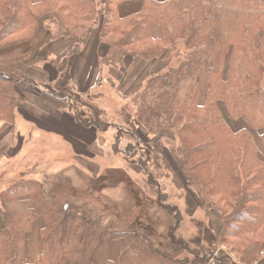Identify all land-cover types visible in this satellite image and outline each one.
Wrapping results in <instances>:
<instances>
[{
	"label": "trees",
	"instance_id": "obj_1",
	"mask_svg": "<svg viewBox=\"0 0 264 264\" xmlns=\"http://www.w3.org/2000/svg\"><path fill=\"white\" fill-rule=\"evenodd\" d=\"M134 1L0 0V125H7L0 155L14 134L17 105L25 95L68 103L21 74L19 65L50 41L69 39L79 49L102 21L103 43L161 65L132 93L134 125L159 138L176 156L187 189L223 220L220 244L231 251L193 250L178 238L181 212L166 203L151 176L156 214L165 210L175 224L162 233L154 226L160 217L154 219L147 207L139 212L147 224L122 228V201L90 197L93 189L127 190L128 177L121 172V180L116 179L120 173L115 170L100 175L76 205L61 204L38 180H23L1 192L0 264H30L25 240L37 221L44 223L42 264H245L253 249L263 253L264 155L252 131L229 127L220 104L232 118L246 119L261 132L264 146V0H143L139 11L122 16L119 7ZM78 102L92 114L83 119L74 109L79 124L108 130L102 110L91 101ZM129 131L128 136L117 128L115 155L128 159L145 153L148 158L153 148L135 129ZM122 141H128L125 150ZM10 204L18 208L11 211ZM116 242L121 248L113 259ZM178 249L188 254L186 261L177 257Z\"/></svg>",
	"mask_w": 264,
	"mask_h": 264
},
{
	"label": "rangeland",
	"instance_id": "obj_2",
	"mask_svg": "<svg viewBox=\"0 0 264 264\" xmlns=\"http://www.w3.org/2000/svg\"><path fill=\"white\" fill-rule=\"evenodd\" d=\"M102 24L103 22L100 21L96 26H101L102 28ZM158 66L161 67L159 64ZM159 67L156 69H159ZM46 89L52 94L65 97L64 99L68 101L66 105L71 109L73 108V110L75 109L83 119L91 118L92 114L88 107L79 105V100L83 101V104L91 101L92 104L102 110L105 114L103 119L110 126L107 131L101 132L103 137L100 139L104 140L105 147L103 146L100 152L92 153L97 160L93 162L95 163L93 164V171H87L74 164V154L65 150L66 148L60 142V138L45 137L43 134L34 138V134L30 133L27 136L28 143L24 152L18 151L20 145L15 129L14 134L6 141L4 153L0 155V193L14 183L30 179L38 180L43 183L45 190L61 204L76 205L81 203L83 193L91 189V185L100 178V175L103 176L106 175V172L117 170L116 172H119L120 175L116 176V179L121 180L122 174L128 177L125 182L128 186V191L124 186L105 188L102 192L98 189H93L90 196L91 200L102 202L106 201V199L116 202L122 201L123 204L122 202L119 204V219L122 228L132 227L136 222L147 224V221L142 220L144 218V220H147L148 218L139 215V212L144 211L148 207L154 219L158 220L160 217L157 224L154 223L155 228L165 233L175 222L163 209L161 211L162 214H159V212L157 216L155 187L151 184L148 185L151 176L166 194L164 199L166 203L176 206L181 212L182 220L177 230L178 238L183 239L193 250L204 246L213 250L223 249L227 252L228 250L231 251L230 247L222 246L219 240V233L225 224L222 225V222L218 223L213 218V215L218 217L219 214L205 209L198 196L187 189V178L176 156L159 138L148 136L143 129H137L134 125L132 119L135 112V108L132 105L133 91H129L128 94V91L124 90V92L120 90L121 88L119 90L113 89V93L118 91V94L123 93V97L120 96V99L112 97L111 91H109V95L99 102L95 99L93 100V98L79 95L70 89H62L55 92L48 87ZM107 93L108 91L104 90V94ZM220 109L227 124L233 131L247 129L253 132L260 152L264 155L261 132L254 130L246 119L236 120L232 118L223 104H220ZM116 127H119L121 132L128 136L130 135L129 129H135L142 138L143 143L153 148V152L147 154L148 158L145 153L131 155L128 159L122 155H115ZM163 135L167 136V133H163ZM42 140L43 142L36 143V141ZM127 144L128 141H122L120 148L125 150ZM99 186L102 187V183ZM107 213L110 214L112 212L109 210ZM100 219L103 218L100 216ZM40 223L44 226L42 221ZM216 225L219 227L222 225V227L218 229ZM120 248L121 242H116L113 245L111 249L112 258L115 257ZM177 252L179 259L187 260L188 254L186 252L179 249ZM233 258L238 263L239 261L241 262L238 254H234ZM245 258H247L245 264H248V262L250 264H259L261 261L264 262V251L260 254L258 248H255Z\"/></svg>",
	"mask_w": 264,
	"mask_h": 264
},
{
	"label": "crops",
	"instance_id": "obj_3",
	"mask_svg": "<svg viewBox=\"0 0 264 264\" xmlns=\"http://www.w3.org/2000/svg\"><path fill=\"white\" fill-rule=\"evenodd\" d=\"M142 5L143 0L126 3L119 7V12L127 16L139 11ZM157 67L158 63L136 59L127 52L103 43L101 26H96L79 49L69 39L47 42L31 55L27 63L20 64L18 71L54 92L70 89L100 102L109 95V91L112 97L118 99L123 97V93H113L114 90L121 88L128 94L134 91L145 77L159 70ZM104 90L108 93L104 94ZM14 125L20 145L18 151L24 152L30 133L34 134V138L40 134L60 138L65 150L74 154V164L87 171H93V162L97 160L92 153L100 152L105 147L104 140L100 139L103 134L96 128L79 124L73 115V108L63 101L27 94L17 105ZM6 127L0 125V137ZM9 208L14 211L18 206L10 204ZM218 217L213 215L223 225L222 219ZM222 225L216 226L220 229ZM42 228L43 224L37 221L33 230L26 235V257L30 264H42ZM119 250L113 259L117 258Z\"/></svg>",
	"mask_w": 264,
	"mask_h": 264
}]
</instances>
